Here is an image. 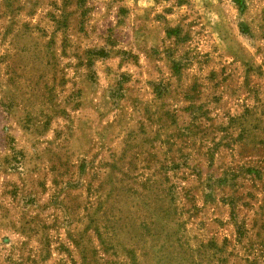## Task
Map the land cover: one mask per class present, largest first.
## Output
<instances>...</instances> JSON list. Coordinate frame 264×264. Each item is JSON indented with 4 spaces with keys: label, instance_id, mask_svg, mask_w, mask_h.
Returning a JSON list of instances; mask_svg holds the SVG:
<instances>
[{
    "label": "rangeland",
    "instance_id": "obj_1",
    "mask_svg": "<svg viewBox=\"0 0 264 264\" xmlns=\"http://www.w3.org/2000/svg\"><path fill=\"white\" fill-rule=\"evenodd\" d=\"M0 0V264H264V0Z\"/></svg>",
    "mask_w": 264,
    "mask_h": 264
},
{
    "label": "trees",
    "instance_id": "obj_2",
    "mask_svg": "<svg viewBox=\"0 0 264 264\" xmlns=\"http://www.w3.org/2000/svg\"><path fill=\"white\" fill-rule=\"evenodd\" d=\"M236 2H238L237 4L239 5L240 4V2L237 0Z\"/></svg>",
    "mask_w": 264,
    "mask_h": 264
}]
</instances>
